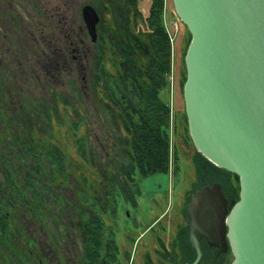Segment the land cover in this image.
I'll return each mask as SVG.
<instances>
[{
    "label": "rangeland",
    "instance_id": "1",
    "mask_svg": "<svg viewBox=\"0 0 264 264\" xmlns=\"http://www.w3.org/2000/svg\"><path fill=\"white\" fill-rule=\"evenodd\" d=\"M5 1L0 0V191L3 192L8 186L6 170H14L15 177L20 180L30 168L39 170L40 166L32 154L27 153L24 145L25 134L29 130L38 131L41 129L44 133H50L61 147H66V154L71 161L70 171L74 174V178L69 183L70 188L57 191L58 196L41 188L46 201V206L42 207L41 217L32 216L22 208L16 210L21 227L31 238L32 243L24 241V238L16 235L13 237V243L15 241V245L22 248V252L26 250L29 257L21 251L19 255H15L12 247L1 239L0 254L3 255V259L4 257L7 259V264H23V260H28L26 264H86L84 259L85 234L80 223L78 224L80 220L79 212L76 210L78 201L73 193L74 188L78 186V182L75 180L77 179V170L85 164L76 151L77 138L87 135L91 147L89 158L94 164L92 169L97 171L103 180L100 189L94 192L95 201L99 202L101 211H106L109 208V189L115 191V189L121 188L125 194L130 196L131 193L128 189L134 180V166L127 157L125 139L122 137L124 127L120 122L122 119L118 117L117 111L112 112L110 106L103 103L99 92L100 88L95 86L96 83H99L97 74L101 71L102 51L105 42L101 39L98 46L96 48L91 46V49L88 48L89 43H86V47L82 46L85 51H81V57L77 60L76 65L79 68L74 66L72 69L71 65L67 63L64 68L60 67L54 71L50 65L48 66L49 63L41 49L44 45L38 31L39 28L35 27L32 35L25 29L26 15L24 12L26 8L34 13V18L37 21L42 20L41 9L36 3L32 5V3L28 4L24 1L23 4H20L22 0H7L17 7V9H13L4 5ZM67 2L71 27H79L81 7L85 2L94 4L103 16L99 28L104 32H107L104 28L105 18H109L108 22L111 21V18L118 22L119 27L117 28L121 40L113 39L112 41L120 48L124 61L123 68L128 70V68L134 67L136 56L128 42L127 31L124 20H122V16L125 17V8H127L124 5L126 1H119L112 5L109 1L106 4L105 0H67ZM147 2L148 0H139L138 3L144 16L146 15ZM102 5L114 7V10L103 11ZM166 7V25L173 38L171 102L172 108L177 112V116L175 115L177 129H175V133L172 130V139L175 142L177 153L175 152L176 159L174 158L173 166H170V172H172L170 175L161 174L149 177L138 182L137 186L142 190L140 199L143 208L142 216H148L149 210L153 206L163 210L170 202L174 205L175 211L169 213L167 217L168 232L161 234L167 243L175 237L171 230L174 220L178 216L175 214L177 207L182 206L181 203L186 192L191 190L195 183V170L192 163L195 147L188 136L185 139L181 135L186 129V119L183 91L179 79L182 70L184 35H187V30L177 16L172 0H167ZM52 19V17L49 19L50 33L60 32L64 26L58 25L57 21ZM140 23L138 22L135 28L140 26ZM65 33H67L66 29ZM82 39L89 41L85 36H82ZM91 50L92 53H90ZM108 63L112 65L111 61ZM74 119H83V126L77 135L72 129ZM197 165L201 177L199 183L202 184L206 181L204 175L207 174L209 181L214 178L222 180L223 176L214 174L204 162H197ZM45 174L47 177L43 180L44 185L50 187L48 180L51 175V167L47 160ZM212 175L214 176L212 177ZM222 182L227 188V198L230 196L232 199L233 195L229 194L225 176ZM174 188L177 190L175 193H173ZM60 197L64 200L61 201ZM123 204L119 203L121 211L119 210L120 214L115 219L117 223L114 222V226L117 230L116 235L124 237L121 241L117 238L122 252L123 250L130 252L135 244L125 237L127 234H117L122 232L123 218L125 217ZM91 205L93 207L94 202H91ZM170 219L171 222H169ZM131 235L135 238L134 234ZM142 243L137 244V255L132 257L130 254H125L127 261L131 264H150V261L146 263L145 255L152 253V249H157V243L153 237L149 240L143 239ZM153 257L156 259L155 255ZM172 258L174 259V257Z\"/></svg>",
    "mask_w": 264,
    "mask_h": 264
},
{
    "label": "trees",
    "instance_id": "2",
    "mask_svg": "<svg viewBox=\"0 0 264 264\" xmlns=\"http://www.w3.org/2000/svg\"><path fill=\"white\" fill-rule=\"evenodd\" d=\"M108 1L111 5L119 1H126L124 5L127 8H125V17L122 16V20H124L128 42L131 44L136 59L133 68H128V70L123 68L124 61L120 48L114 42L112 43L113 39L121 40L117 28L119 24L113 19L112 24L115 30L112 28L110 33H107L101 31L100 28V39L105 41V50L102 51L101 71L97 74L99 83H96L95 86L100 88L99 92L103 103L110 106L112 112L117 111L118 117L123 121L122 137L125 139L126 154L134 166V180L131 183L137 184L149 177L161 174L170 175L172 173L170 166H173L174 158L176 159L175 152L177 153L175 142L172 139V130L175 133V129H177L175 118L177 112L172 108L171 102L173 44L165 18L167 0H148L145 9L146 15L137 28H133L129 7H138L139 0ZM113 10L114 7H112ZM184 26L187 35H184L182 70L179 79L182 91L187 78L185 54L191 40V33L185 24ZM110 61L112 65L108 63ZM101 72L105 73L101 74ZM184 115L186 129L181 135L185 139L187 136L191 139L186 110H184ZM72 124V129L77 135L83 126V119H74ZM87 138L86 135L76 140L77 154L85 164L77 170V179L75 180L78 182V186L73 191L78 201L76 206L80 215L78 224L80 223L85 234V263L130 264L117 240L119 238L121 241L124 237L116 235L117 230L114 226V222L117 223L115 219L120 214L117 200L119 189L112 191L108 210L101 211L99 202H96L94 198V186L100 189L103 180L97 171L92 169L94 164L89 158L91 147ZM24 145L27 153L32 154L40 167L39 170L30 168L22 180L15 177L14 170H6L8 186L3 192L0 191V239L12 247L15 255H19L21 251L29 257L26 250L22 252V248L16 246L15 241L13 243L15 235L32 243L31 238L21 227L16 210L22 208L32 216L41 217L42 207L46 206L41 188L58 196V190L70 188L69 183L74 178V174L70 171L71 161L66 154V147H61L60 143L52 138V134L44 133L41 129L38 131L29 130L25 134ZM46 160L51 167V175L48 180L50 187L45 186L43 182L47 177L45 174ZM200 161L207 164L214 174L222 175V180L214 178L209 181L207 174L204 175L206 181L202 184L199 183L201 177L197 162L200 163ZM192 163L195 170L193 185L200 187L216 181L223 184L225 176L229 194L233 195L232 199L229 196L230 206L239 199V177L236 174L215 165L196 148L192 154ZM224 188L227 192V188L225 186ZM53 189L56 191L54 192ZM60 199L64 200L61 197ZM91 202H94L93 207ZM111 231H115L114 234H110ZM110 238L112 239L109 240ZM171 258V254L167 252L165 257H158L154 264H170ZM23 261V264H26L28 260ZM7 263V259L5 257L3 259V255L0 254V264Z\"/></svg>",
    "mask_w": 264,
    "mask_h": 264
},
{
    "label": "water",
    "instance_id": "3",
    "mask_svg": "<svg viewBox=\"0 0 264 264\" xmlns=\"http://www.w3.org/2000/svg\"><path fill=\"white\" fill-rule=\"evenodd\" d=\"M191 33L183 85L194 147L239 177L229 208L222 185L195 192L191 205L197 264L202 237L233 254L231 264H264V0H172ZM97 39L93 5L83 7Z\"/></svg>",
    "mask_w": 264,
    "mask_h": 264
},
{
    "label": "flooded vegetation",
    "instance_id": "4",
    "mask_svg": "<svg viewBox=\"0 0 264 264\" xmlns=\"http://www.w3.org/2000/svg\"><path fill=\"white\" fill-rule=\"evenodd\" d=\"M24 1L28 4L32 3V5H35L36 3L41 9L42 20L37 21L34 18V13L26 8L24 12V14L26 15L25 29L27 33L32 35L34 33L33 29L35 27L39 28L38 31L40 32V37L44 45L41 49L44 53V57L49 63L48 66L50 65V67L53 68L54 71L60 69V67L64 68V65L67 63L71 65L72 69L74 68V66H76V68H79V66L76 65L77 60L79 59V57H81V51H85L82 46L86 47V43H89V49H91V46H94L96 48V46H98V43L101 41L99 26L102 23L103 16L99 13L97 7L94 4L85 2L82 5L80 13L81 23L79 24L78 28H74L71 27L69 19L70 17H68L70 10L67 0H22L20 4H23ZM5 2L6 4L4 5H7L13 9H17V7L13 6L10 1L6 0ZM107 2L108 0H105L106 4ZM87 4L93 5L100 17V21L97 24L96 40H94L91 36L83 15V7ZM106 9L108 11H112L111 7L102 5V10L105 11ZM129 10L132 19V25L133 28H135V25H138V22L142 23L144 15H142L139 7H129ZM50 17L57 21L58 25L62 24L64 26L63 29H60V32L53 31L52 33H50ZM105 19L106 23L104 25V28L106 29L107 33H110L111 29L114 28L112 24L113 18H111L110 22H108L109 18ZM65 29L67 33H65ZM82 36L88 38L91 43L87 40H81ZM90 53H92V50L90 51ZM70 56L72 57L71 59ZM104 73L105 72H101V74ZM120 122L123 123L122 120H120ZM221 185L225 196L227 197L226 189L224 188L222 183ZM204 186L206 185L196 187L194 184L192 189L186 192L187 194L185 195L184 200L181 203L182 206L180 208L177 207V213L175 214H178V216L174 220V223L172 225L171 231L172 234H175V237L171 238L170 242L167 243L161 234H167L168 232L169 227H167L166 225L167 217L169 213L175 211V208L173 207L174 205H172L170 202L169 205L163 210L157 209V207L153 206L150 208V213H148V216H142L141 211H143V208L140 203V199L142 197L141 188L137 186V184L131 183L128 189L131 193L129 194L130 196H128V194H125L123 190H121V188H118L119 196H117V200L118 203H124L123 212H125V217L123 218L124 221L122 232L117 234H127L126 236L128 240H132L130 242L135 244V247L130 252L127 251L124 253L125 258V254H130L132 255V257L134 255H137V244H143V239L149 240V238L153 237L157 243V249L154 248L152 249V253H147L145 255L146 263L150 261V264H153L158 259V257H165V253L168 252V254H171V256L174 257V259L171 258V260H169L170 264H194L198 259V253L191 241V234H193V228L191 226V205L193 204V194ZM94 188L96 189V192L99 190L97 189V186H94ZM175 191H177L176 188L173 189V193H175ZM111 193L112 190L110 189V191L108 192L109 197H111ZM228 200L229 208H231L236 201L230 206V199L228 198ZM169 222H171V219ZM114 232L115 231H111L110 234H114ZM131 234H134L135 238L132 237ZM202 243L204 245L202 250L203 254L197 264H231L233 260V254L231 252L230 246L227 248V251H222L220 247L210 245L207 242L206 237H202ZM153 255L156 256V259L153 257ZM129 263L131 264V262Z\"/></svg>",
    "mask_w": 264,
    "mask_h": 264
},
{
    "label": "built area",
    "instance_id": "5",
    "mask_svg": "<svg viewBox=\"0 0 264 264\" xmlns=\"http://www.w3.org/2000/svg\"><path fill=\"white\" fill-rule=\"evenodd\" d=\"M172 38V37H171ZM172 41H173V38H172Z\"/></svg>",
    "mask_w": 264,
    "mask_h": 264
}]
</instances>
